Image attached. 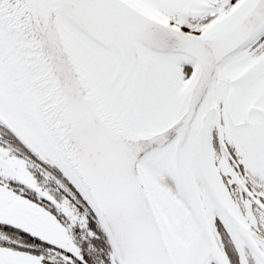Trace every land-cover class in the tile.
Listing matches in <instances>:
<instances>
[{
    "label": "snow or ice",
    "instance_id": "obj_1",
    "mask_svg": "<svg viewBox=\"0 0 264 264\" xmlns=\"http://www.w3.org/2000/svg\"><path fill=\"white\" fill-rule=\"evenodd\" d=\"M0 264H264V0H0Z\"/></svg>",
    "mask_w": 264,
    "mask_h": 264
}]
</instances>
